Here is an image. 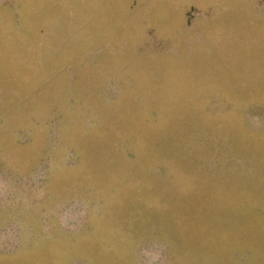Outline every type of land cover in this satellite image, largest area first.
<instances>
[{
    "label": "rangeland",
    "instance_id": "obj_1",
    "mask_svg": "<svg viewBox=\"0 0 264 264\" xmlns=\"http://www.w3.org/2000/svg\"><path fill=\"white\" fill-rule=\"evenodd\" d=\"M0 264H264V0H0Z\"/></svg>",
    "mask_w": 264,
    "mask_h": 264
}]
</instances>
